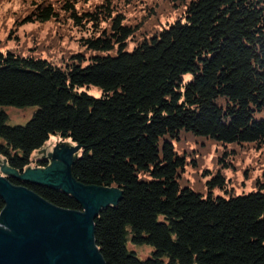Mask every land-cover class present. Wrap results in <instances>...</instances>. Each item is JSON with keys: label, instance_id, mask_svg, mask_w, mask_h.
<instances>
[{"label": "trees", "instance_id": "1", "mask_svg": "<svg viewBox=\"0 0 264 264\" xmlns=\"http://www.w3.org/2000/svg\"><path fill=\"white\" fill-rule=\"evenodd\" d=\"M142 2L30 1L23 20H69L95 52L54 61L0 51V159L22 173L50 164L35 154L50 136L79 145L72 178L121 192L93 219L105 264H264V190L215 196L181 185L185 158L170 139L191 133L235 145L227 153L264 150V0ZM135 6L142 19L131 14ZM91 84L98 96L84 89ZM10 105L35 110L12 125ZM8 180L81 208L54 185ZM130 244L153 248L139 257Z\"/></svg>", "mask_w": 264, "mask_h": 264}, {"label": "water", "instance_id": "2", "mask_svg": "<svg viewBox=\"0 0 264 264\" xmlns=\"http://www.w3.org/2000/svg\"><path fill=\"white\" fill-rule=\"evenodd\" d=\"M55 136L35 154L50 164L27 167L22 173L0 159V264H105L94 240L93 219L97 211L120 197L116 187L83 185L69 171V161L79 145ZM8 176L54 185L80 202V209L57 206Z\"/></svg>", "mask_w": 264, "mask_h": 264}, {"label": "rangeland", "instance_id": "3", "mask_svg": "<svg viewBox=\"0 0 264 264\" xmlns=\"http://www.w3.org/2000/svg\"><path fill=\"white\" fill-rule=\"evenodd\" d=\"M31 0H0V51L7 49L19 50L23 53H32L37 57L58 61L65 53L88 55L94 53L92 49L86 48L80 43L84 32L73 26L66 19H49L46 21H25L24 15L28 12ZM145 2V0H143ZM149 1V0H148ZM146 0V2H148ZM142 2V4L144 3ZM163 3L167 11L171 5ZM137 6L140 4H136ZM135 6L134 12L142 19V7L138 10ZM171 14L169 20L173 19ZM163 22L165 16H160ZM149 23L152 21L148 20ZM157 25V29L161 28ZM75 59H77L75 57ZM84 59L82 63H85ZM190 74H184V79ZM92 95L98 96L100 88L91 84L84 88ZM8 114V124H23L32 115L35 106L29 105L23 108L18 106H5ZM55 136H50L49 139ZM48 139V140H49ZM173 149L185 158L184 169L180 170L178 177L181 185H187L195 190L206 194L210 187L213 195L229 196L228 190L242 193L257 187L264 190V150L254 148H237L229 152L235 145L226 143L224 146L218 140L211 137L198 136L184 133L179 138L171 137ZM47 140V141H48ZM46 141V142H47ZM226 151V152H225ZM162 152V149H160ZM229 155L228 162L227 156ZM48 159V158H47ZM0 174L2 171L0 170ZM220 177L225 178L226 187H221ZM261 183L258 185V183ZM138 252L139 257L147 256L151 245H131Z\"/></svg>", "mask_w": 264, "mask_h": 264}]
</instances>
